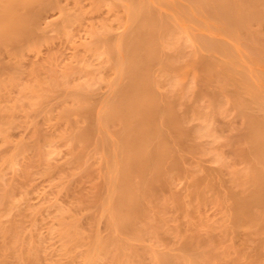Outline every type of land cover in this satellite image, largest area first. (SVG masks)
<instances>
[{
	"label": "rangeland",
	"instance_id": "374dc122",
	"mask_svg": "<svg viewBox=\"0 0 264 264\" xmlns=\"http://www.w3.org/2000/svg\"><path fill=\"white\" fill-rule=\"evenodd\" d=\"M148 1L158 13L165 12L179 24L176 25L181 29L180 34H186L184 38L179 35L181 40L176 37L180 43L174 42L175 38L172 41L179 50L184 49V52L180 50L183 56L173 60L175 67L156 68L160 78L157 91L169 93L175 100V95L179 97V112L184 113L189 127L200 126L198 110L214 115L210 114L212 134L210 129L207 136L189 140L195 149L185 144V147L175 145L182 168L180 171L169 168L171 173L167 176L172 177L169 186L157 184L159 189L153 198L155 209L161 206L158 208L161 214L163 207L164 221L158 224L164 225L165 230L153 231L154 238L150 237L151 231L142 240L126 237L127 241H123L130 246L133 243L131 247L137 251L129 259L125 257L129 261L123 257L116 259L110 251L107 253V248L99 246L98 238L111 232L104 211L110 188L106 158L118 144L117 122L106 127L101 117L112 85L123 78L122 60L112 48L121 44L132 22L127 0H57L55 6L40 14L41 30L17 44L0 47V264H159L152 257L154 251L169 250L179 256L181 242L189 240L190 235V241L199 242L196 245L199 248L202 246V253L206 250L199 256L202 259L198 257L200 264H264V234L247 227L236 232L231 227L226 233L223 230L231 214L228 190L237 181L242 187L237 184L236 189H244L246 177L242 174L246 171L247 176L253 162L244 155L246 125L244 117L231 103L236 88L233 82L241 77L239 71L245 69L264 95V54L260 58L258 55L263 44L249 41L244 34L238 41L230 39L218 28L223 21L215 19L204 8L186 5L189 3L186 0ZM183 10L191 13L188 15L193 22L183 15ZM263 24L257 25V29L264 32ZM222 40L231 41L236 47L232 72L222 71L220 66L214 72L204 70L197 62L206 53L209 55L204 45ZM174 50L165 48L171 60L177 59L178 53ZM211 55L220 60L224 58L218 52ZM80 87L89 90V104L99 109H92L96 111L93 120L92 111L90 115L73 111L67 114L69 118L63 114L65 106L74 107L75 92ZM211 93L216 95L215 100ZM85 125L95 130L92 128L91 132L88 128L89 134ZM82 127H86L84 132ZM81 132L85 137L88 135V142L81 143L84 139ZM75 134L80 140H75ZM193 178L201 179L199 188L206 196L202 203L192 190H196ZM176 195L179 201H172ZM154 240H159L156 242L159 244Z\"/></svg>",
	"mask_w": 264,
	"mask_h": 264
},
{
	"label": "bare ground",
	"instance_id": "6f19581e",
	"mask_svg": "<svg viewBox=\"0 0 264 264\" xmlns=\"http://www.w3.org/2000/svg\"><path fill=\"white\" fill-rule=\"evenodd\" d=\"M186 1L190 3L186 5H190L195 9L197 7L204 8L207 10V12H210L211 15L215 17V19L223 21V24L218 26V28L225 36L229 37L230 39L238 41L240 36L244 34L247 39H249V41L253 40L261 42L263 46H261V48L258 47L259 58L262 56L260 54H264V32L261 29H257L259 28L257 25L262 26L264 23V0ZM56 2L57 0H0V47L2 48V46L9 45V43L17 44L19 40H24L25 38L29 39L28 37L33 32L35 33L37 30H41V25L39 23L40 14L47 8L55 6ZM127 2L129 18L132 23L126 34L123 36L124 39L122 40L121 44H117L112 48V52H116L115 55H118L120 61L122 60L121 73L123 78H121L120 81H115L114 85H112V90L110 89L111 93L108 98L106 97L107 100L101 117V121L103 124H105V126L108 124L110 125V123H112L113 126V123L117 122L115 132L118 135V144L114 150L111 149L112 151H110V149H105V152H111L108 154L109 157H104L107 159L105 160L106 169L110 178V188L107 191L106 201L103 202L104 206L106 205L104 208L106 215L105 218L108 219V224L111 228V230L110 228L109 230L111 232H108L106 237H99L98 240L100 241L98 242H100L99 246L103 245L104 248H107V253L109 254L108 251H110L116 259H120L122 257L128 258L129 255L130 257H132L134 254L136 255L137 251L133 249V243H131L133 245V247H131L132 245L130 246L123 240L127 241L128 238L142 240L145 234L150 231L152 233V236L150 237L154 238L153 235L154 232L156 233L157 229H164V225H160L164 221L162 217L163 207L161 214V210L158 209L161 208V206L155 209L157 205H155L156 200L153 197H156L154 194H157L156 190L159 187L157 184H163L165 186H169L171 184L172 177L169 178V173H171L170 171L168 172V170H170L169 168H175L177 169L176 171H180L182 168V166H180L181 161H179L176 156L175 145L179 144L184 146L185 144L186 146L189 145L188 147L190 148H194V143L191 144L189 140H195L196 137L199 138L201 136H207L206 134L208 132L211 131L210 134L213 132L211 129V127L213 128V126H211L212 122L210 121V119H212L210 114L212 113H210V111L209 115L207 114L208 112L205 114V111L202 112L198 110L199 113L196 111L198 113L199 119H201L200 126L198 125V127H189V125H186L187 120L186 116L183 115V110V114L179 112L180 104L177 100L179 97L173 94L175 95V100L172 98L173 96H171V94H161V92L157 91V88H159L158 85L160 83V78L158 79V75H156V68L164 65H168V67L173 65L171 67H175L176 64L174 65L175 62H173V60L178 61V56H183L180 55V50L184 52V49L179 50L175 43L172 44L174 38L175 42L180 39L179 35L182 34L181 36H183V33L180 34L181 29H179V24L176 23L178 24L176 25L173 21V18L170 15L164 14L165 12H162L163 15L158 13L154 6H152V2L150 3L148 0H127ZM183 12V15H186V18H191L188 15L191 13L188 12L187 14L184 10ZM177 16H180V14ZM190 20L192 21V19ZM200 23L201 22H199V24ZM201 25H203V23H201ZM185 32L186 31H184V33ZM224 35L222 36L224 37ZM185 36H183V38ZM176 37H179V39L177 40ZM180 40L178 41L179 43ZM111 47L109 46V48ZM166 47L175 48L176 52L178 53L177 59L173 57L171 60L166 55ZM235 48L236 47L231 43V41L228 40H222L219 42L208 41L204 45V49L209 52V55H207V53V56L200 55L201 57L199 56L200 59H197V62H199L201 65L200 67L209 72H214L217 67L220 66L222 71L231 73V64L234 62L232 60H234V51L236 50ZM169 52H171V50ZM169 52H167V54ZM213 52L221 53L224 58L222 60L214 58L211 55ZM171 53L174 54L175 52ZM109 54L111 55V53ZM258 55L256 57H258ZM181 59L180 61L182 62ZM195 65L197 66V63ZM233 65H235V62ZM243 65H245V68H247L246 64ZM165 70H167V68ZM239 72L241 73V77L237 78V80L233 82V85L236 86V88L233 90L234 95L232 96L231 103L237 112L245 119L246 131H244V143H246V146L244 145L245 149L243 148L244 155H246V157L248 156L253 162L249 173H247V176L245 174L246 171L242 174L244 177H246V179H244V182H246L245 187L243 185L244 189H236L238 186L242 187L237 181V184L239 185L235 184L237 187L233 185L235 187L232 186L230 187L231 189L228 190L229 192L227 196L231 202V214L228 217L229 222L223 224V230L226 233V230L229 229L228 227L233 229L235 228L233 231L247 227L250 229V231L253 230L258 234H264V95L258 90L256 83L253 80L254 78L249 72H247V70L242 69ZM167 73L169 72L167 71ZM79 89L80 90L75 92V101L72 103L74 104V107L68 109L69 106H65V108L68 110H64L63 114L68 117L69 115L67 114H70L73 111H85L88 113L87 115L94 113L92 114L93 120L96 115V111L93 112L94 110L92 111V109L96 108V106L89 104V90L86 91L82 87ZM211 96L213 100L216 99V95L214 93H211ZM97 109L98 108H96V110ZM220 109L221 108L219 107L217 110ZM192 110H194V108ZM89 118H91V116ZM89 118L87 117L88 121ZM92 123L94 125L95 121ZM89 124L91 125L90 122ZM90 125H88L89 127L85 125L87 128L82 127L81 130H83V128H86V130L89 128L91 131L93 127L91 128ZM89 129L87 131L89 134H91L93 131L90 132ZM84 131L85 130H83V132ZM87 131L86 134H88ZM82 134L81 137H84V139L81 138V143L84 141L88 142V135L85 137V133ZM78 135L75 134V140L78 138ZM85 138H87V140ZM105 142L108 143L107 140ZM107 145L110 148L109 144ZM195 145L197 146V144ZM78 153L81 154L79 151ZM181 159L182 158H180V160ZM193 180H195L193 183L196 187V190H192L194 193H196V195H198L199 201L202 200L200 201L202 203L206 196H204L205 192L203 193L202 189L200 190L199 188L201 179L193 178ZM236 180L237 178H235L234 183ZM238 180L241 179L239 178ZM193 183L191 184L192 187L194 186ZM241 184H244L243 181ZM4 194L8 197V192L7 195L6 192ZM178 197L179 196L176 195L174 199L172 198V201H179ZM165 207L166 206H164V209ZM158 213L159 215H157ZM158 222L161 223L158 224ZM229 223L231 225H229ZM116 232H118V234H116ZM157 233L159 234V232ZM148 235H150V233ZM190 236H188L189 240H184L182 242L180 241L181 244L179 243V256L174 255L176 252L173 254L169 250H159L158 252H153V259L159 262V264H200L201 261L199 262L198 257L201 254L206 253V250H203L204 253H202L200 251V249H202V246L200 245L201 243L199 244V248L196 246L199 242L194 244V241H190ZM185 238L187 239V237ZM158 241L154 240L155 244ZM135 246L137 250H139V247H137L136 244ZM101 248L100 251H102ZM142 249L144 251V247ZM147 249L148 248H146V251ZM211 252L213 251L211 250ZM138 254L140 253L138 252ZM177 258L179 259L177 260ZM91 260L92 259H90V261ZM113 261L116 263L115 260ZM126 261L129 260L126 259Z\"/></svg>",
	"mask_w": 264,
	"mask_h": 264
}]
</instances>
